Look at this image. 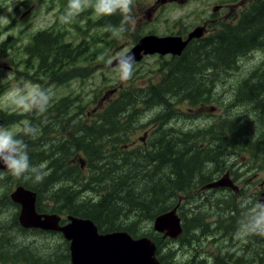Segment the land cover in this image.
Masks as SVG:
<instances>
[{
    "label": "rangeland",
    "instance_id": "rangeland-1",
    "mask_svg": "<svg viewBox=\"0 0 264 264\" xmlns=\"http://www.w3.org/2000/svg\"><path fill=\"white\" fill-rule=\"evenodd\" d=\"M29 1L0 0V45L4 44L0 48V126L18 135L23 134L26 125L40 130L41 124H33L30 118L33 110L19 105L24 104L25 99L31 101L35 91L50 89L53 94L51 105L69 97L68 103L72 106L68 110L69 117L62 124H69L76 131L86 122L91 123L108 103L131 87L143 90L163 83L164 74L167 73L163 71L170 68L169 64H174L173 58L176 56L182 57L197 48L198 57L206 52L203 60L197 57L198 64L194 68L197 73L194 87L199 89L200 99L191 104L186 96L177 97L181 101L176 102L175 99L173 108L178 117L164 123V129L172 135L178 150L195 164L191 186L177 196L179 202L176 208L183 232L174 239L165 237L164 233L154 230L155 220L142 224L141 232L154 231L162 243L168 244L164 251H174L178 264H200L199 261H202L201 264H212V259L218 264L226 261L231 254L237 255L240 250L244 255L246 250L237 248L231 242V237H223L225 229L220 226L211 228L212 233L215 230L220 232L215 233L216 241L209 244L206 237L210 235L209 211L211 203L215 204V198L219 203L224 202L225 207L232 205L234 212L237 208L242 219L248 202L255 201L264 186V47L257 45L263 34L260 31L257 43L242 49L236 48L240 43L234 47L227 40V54L221 53L224 44L219 36L221 32L229 33L228 27L235 30L240 26L242 15L255 0H188L182 3L180 0L174 3L134 0L136 25L120 35H109L100 26L106 16L98 15L92 7H87L70 23H61L59 17L67 12L68 0ZM120 21L121 16L119 24ZM199 29H204L202 36L194 37L180 55L144 56L140 62H136L133 77L127 82H122L113 71L115 65L109 67L106 63L109 55L114 63L117 53L124 50L130 52L144 37L154 35L187 40L192 32ZM44 31H51L61 41L73 45H82L84 41L96 43L89 55L95 53L97 60L89 62L82 57L76 65L65 67L40 83L34 73L38 60L28 50L32 38ZM239 32L241 37V29ZM102 55L105 56L104 60L100 59ZM44 77L40 80L43 81ZM23 82L29 85V89L23 99H18L12 90ZM113 90L116 91L110 94ZM138 108L143 110V114L130 137L133 148L149 144L150 137L160 127V122H152L163 110L161 106ZM16 119L20 121L9 124ZM59 125L60 121H57L56 126ZM36 139L32 142L37 150L50 149L53 145H60L63 140L52 135H39ZM188 148L191 152L183 151ZM71 164H81L84 168L83 155L74 157ZM186 165L191 168V161ZM224 176L231 179L237 190L229 186L223 188L230 190L212 191L215 188H207ZM24 181L29 180L18 179L1 170L0 196L8 193L11 199V194ZM67 183L73 190L80 185ZM44 204H47V200H44ZM16 206L10 209L4 203L0 205V264H68V244L58 231L47 233L25 230L32 228L23 229L18 220L21 208L18 204ZM224 206L220 205L216 211H223L233 221L235 214L224 211ZM120 221L117 225L129 222L122 221V218ZM184 224L189 227L187 236H184ZM249 252L252 253L249 260L252 264H258L257 258L260 256L257 248ZM261 260L264 264V252Z\"/></svg>",
    "mask_w": 264,
    "mask_h": 264
},
{
    "label": "trees",
    "instance_id": "trees-1",
    "mask_svg": "<svg viewBox=\"0 0 264 264\" xmlns=\"http://www.w3.org/2000/svg\"><path fill=\"white\" fill-rule=\"evenodd\" d=\"M119 20L118 13L106 16L100 26H103L108 34H113L108 30V26L118 27ZM240 23L235 30L228 27L229 33L219 34L224 44L221 48L222 54L228 53L227 40L229 45L234 47L240 43L236 48L250 47L252 43H257L260 31L263 37L257 45L264 47V0H255L250 9L242 15ZM95 44L84 41L82 45H73L55 36H34L28 53L35 55L38 60L37 67L33 65L37 81L43 83L47 77H53L65 67L76 65L82 57L84 61H96L95 53L89 55ZM3 45L1 44L0 48ZM197 50L198 48L186 52L182 57L173 58L174 64H169L170 68L163 71L167 72L164 74L163 83L143 90L131 87L118 98L111 99L113 101L96 114L91 123L86 122L76 131H73L69 124H62V121L69 117L68 110L72 106L68 103L69 97L53 105L49 104L45 113L35 110L31 112L33 124H41L39 135H52L63 139L60 145L37 150L32 142L37 139L24 137L31 148L32 162H49L48 175L43 182L34 183L29 180L19 184L37 193L38 212L90 219L103 233L125 231L133 238L149 237L157 246L156 254L161 264H178L173 250L164 251L168 244L162 243L154 231L143 234L141 227L145 222H153L158 216L176 208L179 202L178 193L191 186L195 175L192 171L195 164L191 158L178 150L172 135L164 129V123L165 120L178 117L173 108L177 97L186 96V100L191 104L200 99V91L194 87V78L197 76L194 68L198 64ZM204 54L198 59L203 60L207 56ZM43 75L45 77L41 81ZM179 101L181 100L176 99V102ZM139 106L145 109L161 106L163 110L152 122H160V127L155 130V135L150 137L149 144L133 148L130 137L143 114ZM19 121L20 119H16L9 124ZM57 121H60L59 126H56ZM66 133H69L68 136ZM159 137L162 138L161 141L156 140ZM183 151L191 152L189 148ZM81 154L84 157V168L81 164H71L72 159ZM188 161L192 163L191 168L186 165ZM67 182L78 183L79 188L73 190ZM44 200H47L46 205ZM2 203L10 209L17 207L8 193L1 194L0 205ZM121 218L122 221L129 222L117 225ZM188 233V224H184V236ZM67 253L69 255L66 260L68 264H72L69 248ZM200 262L202 263H198Z\"/></svg>",
    "mask_w": 264,
    "mask_h": 264
},
{
    "label": "water",
    "instance_id": "water-1",
    "mask_svg": "<svg viewBox=\"0 0 264 264\" xmlns=\"http://www.w3.org/2000/svg\"><path fill=\"white\" fill-rule=\"evenodd\" d=\"M203 33L204 29L192 32L187 40L180 37L160 38L151 35L141 39L129 53L135 55L136 62H140L144 56L153 54L180 55L194 37H201ZM1 170L7 171L2 164ZM225 186L237 190L228 176L209 184L207 188ZM37 198L36 192L23 186L17 187L11 194L12 201L21 208L19 215L21 225L24 228L61 232L71 243L72 264H161L156 254L157 246L149 237L133 238L125 231L101 234L92 220L74 216H69V223L61 226L59 215L37 212ZM261 200H264V194ZM154 230L173 239L182 234L177 208L158 216L154 221Z\"/></svg>",
    "mask_w": 264,
    "mask_h": 264
},
{
    "label": "clouds",
    "instance_id": "clouds-1",
    "mask_svg": "<svg viewBox=\"0 0 264 264\" xmlns=\"http://www.w3.org/2000/svg\"><path fill=\"white\" fill-rule=\"evenodd\" d=\"M133 6L134 0H94V2L93 0H68L67 12L61 15L59 20L61 23H70L87 7H92L100 16H112L118 13L121 16L119 26L109 25L108 30L114 35H120L136 25ZM100 59L104 60L105 56L102 55ZM106 63L112 67L113 58L110 55ZM135 64V55L124 50L116 54L113 71L122 82H127L133 77ZM28 89L29 85L23 82L12 91L18 99H23ZM52 96L50 89H39L34 92V98L31 101L25 99V103L19 106L45 113ZM39 134V128L32 125L25 126L23 135H18L13 130L0 126V164L13 177L41 183L48 175V162L42 161L34 164L30 155L31 149L24 139L25 136L36 139ZM239 232L244 235L264 236V200L248 202L245 216L240 221Z\"/></svg>",
    "mask_w": 264,
    "mask_h": 264
},
{
    "label": "flooded vegetation",
    "instance_id": "flooded-vegetation-1",
    "mask_svg": "<svg viewBox=\"0 0 264 264\" xmlns=\"http://www.w3.org/2000/svg\"><path fill=\"white\" fill-rule=\"evenodd\" d=\"M163 1L164 2H169V3H174V2H176L178 0H163ZM180 1L182 3V2H187L188 0H180ZM42 34H46L47 36H54L51 31L50 32H45L44 31V32H41V33H39L37 35H42ZM37 35H35V36H37ZM184 39H186V37H184ZM115 91L116 90L111 91L110 94L114 93ZM219 180H220V178L218 180H216V181H214V180L213 181L217 182ZM222 189L230 190V189L223 188V187H218V188L211 189V190L212 191H218V190H222ZM263 194H264V186H262V191L257 196L255 195L256 196L255 197V201L256 200H261ZM227 196H229V195H227ZM214 200H215V204L211 203V205H210L211 211H209V213H211V217H210L209 222H208V224L210 225L209 231H208L210 233V235L207 237V243L211 244L213 241L217 240V236H215V233H219L220 234V232L215 230V232L212 233L211 228L220 226L221 228L225 229V231L223 230V233H224L223 237H226V236L231 237L232 238L231 242H234V245L237 248L246 250L244 255H241V250H240L237 255L231 254V256H230L231 258L227 257L226 261L225 260L224 261H220L218 264H246L247 262H248V264H252L253 262H251V260H249L250 256H252V253L250 254L249 251L252 250L253 248H257L258 255L260 256V258L259 257L257 258L258 264H263V262L261 260V256H262V254L264 252V236L244 235L243 233L239 232V225H240V221H241V213H239V210H237V208H235V212H234V208H233L232 205H230V206L228 205V206L225 207L223 205L224 202L219 203L216 200V198ZM218 204H219V206L220 205L224 206V208H225L224 211H226L227 213H231L233 215L235 214L233 221H231L230 217L228 215H226L223 211H220V212L216 211V208L219 207ZM36 209H37V205H36ZM38 213L39 214H49V213H42V212H38ZM19 215H20V211H19V214H18V220H19ZM57 215H59V214H57ZM59 216L61 217L60 225L64 226V225H67L69 223L68 217L72 216V215H67L66 217H64L63 215H59ZM182 227H183V224H182ZM23 229H25V228H23ZM25 230H38V231H41V232L54 233L52 231H46V230H43V229H40V228H38V229L32 228V229H25ZM98 231L101 234L112 233V232L103 233L99 229H98ZM58 234H60L64 238V236H63V234L61 232L60 233L58 232ZM64 240L67 242L68 248H69V252H70L71 243L69 241H67L65 238H64ZM253 246H255V247H253ZM227 254H229V253H227ZM70 260H71V258H70ZM212 264H217V263L212 259Z\"/></svg>",
    "mask_w": 264,
    "mask_h": 264
},
{
    "label": "bare ground",
    "instance_id": "bare-ground-1",
    "mask_svg": "<svg viewBox=\"0 0 264 264\" xmlns=\"http://www.w3.org/2000/svg\"><path fill=\"white\" fill-rule=\"evenodd\" d=\"M167 119V118H166ZM162 120V119H161ZM167 122V121H166ZM188 139V138H187ZM228 151V150H227ZM232 151V150H231ZM223 158V157H222ZM223 161V160H222ZM208 169V168H207ZM218 218V217H217ZM199 227V226H198ZM207 238V237H206ZM250 248V247H249Z\"/></svg>",
    "mask_w": 264,
    "mask_h": 264
}]
</instances>
